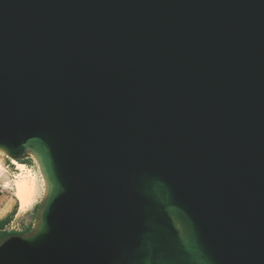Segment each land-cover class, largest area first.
<instances>
[{
	"label": "water",
	"instance_id": "water-1",
	"mask_svg": "<svg viewBox=\"0 0 264 264\" xmlns=\"http://www.w3.org/2000/svg\"><path fill=\"white\" fill-rule=\"evenodd\" d=\"M0 152V264H264V0H0Z\"/></svg>",
	"mask_w": 264,
	"mask_h": 264
},
{
	"label": "rangeland",
	"instance_id": "rangeland-1",
	"mask_svg": "<svg viewBox=\"0 0 264 264\" xmlns=\"http://www.w3.org/2000/svg\"><path fill=\"white\" fill-rule=\"evenodd\" d=\"M0 159L2 163L5 165V168L8 173L9 182L13 180V175L16 173L14 166L9 162L8 158L0 152ZM22 161H26L27 165L30 167L32 172H36L39 174L37 165L30 158H26ZM9 170V171H8ZM13 188L10 186L7 189H3L0 187V220L6 219V224L3 226V230L7 233H16V235H28L36 221L37 211L42 199L43 191L39 190L37 194L36 202L32 208L25 209V211L19 210L18 202L12 196ZM2 240H0L1 242Z\"/></svg>",
	"mask_w": 264,
	"mask_h": 264
},
{
	"label": "bare ground",
	"instance_id": "bare-ground-1",
	"mask_svg": "<svg viewBox=\"0 0 264 264\" xmlns=\"http://www.w3.org/2000/svg\"><path fill=\"white\" fill-rule=\"evenodd\" d=\"M8 160L14 166L16 173H14L13 180L10 183L9 172H7L5 165L0 159V187L7 189L11 186L13 188L12 196L18 202L19 210L25 211V209H30L34 206L40 188L42 191L44 190V183L41 175L32 172L27 164L14 159Z\"/></svg>",
	"mask_w": 264,
	"mask_h": 264
},
{
	"label": "trees",
	"instance_id": "trees-1",
	"mask_svg": "<svg viewBox=\"0 0 264 264\" xmlns=\"http://www.w3.org/2000/svg\"><path fill=\"white\" fill-rule=\"evenodd\" d=\"M19 162L27 164L26 161H22L21 160ZM6 222H7L6 219L0 220V240L6 239L7 237H9L11 235H16V233H7L5 231H2L3 230V226L6 224Z\"/></svg>",
	"mask_w": 264,
	"mask_h": 264
}]
</instances>
